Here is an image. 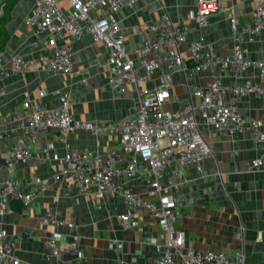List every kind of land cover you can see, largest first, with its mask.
<instances>
[{
    "label": "built area",
    "instance_id": "obj_1",
    "mask_svg": "<svg viewBox=\"0 0 264 264\" xmlns=\"http://www.w3.org/2000/svg\"><path fill=\"white\" fill-rule=\"evenodd\" d=\"M4 1L0 0V14ZM32 1L24 24L32 30L37 55L25 60L16 54L5 61L0 54V81L27 69L74 76L77 71L71 41L89 34L109 50L108 89L117 97L134 98L136 105L120 119L83 120L70 113L67 95L60 96L58 105L47 106L41 99L46 91L41 90L38 100H24L17 108L0 114V214L12 211V200L31 204L49 185L39 177L19 178L18 164L32 160L56 163L58 168L51 178L56 182L67 179L78 194L96 200V208L101 206L99 200H121L124 211L117 215V221L123 231L138 230L144 216L157 225L154 254L149 260L143 262L132 255L126 261L123 242L112 237L109 242L114 260L109 264H243L245 255L240 249L199 251L186 244L184 230L174 224L179 214L176 195L186 183L188 168L202 172L212 155L213 137H235L247 131L253 140L264 142V113L245 118L239 110V103L250 95L260 98L264 109V59L248 58L243 45L264 33V0H254L248 19L242 23L236 5L195 0L187 19L173 20L163 12L154 22L138 23L135 32L140 40L135 45L125 44L116 14L137 0ZM219 14L226 15L233 32L231 54H222L201 36L188 41L183 51L187 36ZM217 68L233 73L250 71L254 76L225 82L209 76L195 85L187 79L190 75L211 74ZM176 72L185 80L189 98L167 109ZM3 93L0 85V95ZM77 130L110 137L113 145L103 151L74 148L67 135ZM46 133L51 134L50 140L33 148ZM56 141L63 144L62 154L54 147ZM262 163L259 155L247 163L246 169L256 171ZM36 226L67 227L71 232L64 241L56 230L48 233L44 244L51 264H96L81 252L77 224L58 208H47ZM22 236L36 238L32 228H24L15 238L0 230V264H22L15 245Z\"/></svg>",
    "mask_w": 264,
    "mask_h": 264
},
{
    "label": "crops",
    "instance_id": "obj_2",
    "mask_svg": "<svg viewBox=\"0 0 264 264\" xmlns=\"http://www.w3.org/2000/svg\"><path fill=\"white\" fill-rule=\"evenodd\" d=\"M222 1L228 6L236 5L241 23L248 19L254 5V0ZM4 3L6 8L0 23L2 58L6 61L16 54L25 60L36 57L32 30L24 24L25 15L33 8V1L6 0ZM194 7L195 0H137L132 7H122L116 16L125 44L135 45L140 40V35L135 32L138 23L154 22L163 12L173 20L187 19ZM191 25L194 26V22L191 21ZM200 36L212 42L222 54H231L233 32L226 15H212L207 25L187 36L182 50H186L188 41ZM71 43L76 74L51 75L44 70L31 69L11 73L0 81L4 87V93L0 95V114L17 108L24 100H38L41 90L46 91L41 99L47 106L58 105L60 96L67 95L71 100L70 113L75 118L109 120L130 114L136 105L135 99L117 97L107 87L106 62L109 50L89 34ZM243 45L248 58L264 59V33ZM156 75L157 72L153 77ZM209 76L225 82L253 78L254 74L250 71L233 73L217 68L211 74L190 75L187 79L195 85L204 83ZM173 79L172 100L166 104L167 109L178 107L189 98L182 75L176 72ZM239 110L245 118L264 113L262 100L254 95L243 98ZM50 138L51 134L46 133L32 147L38 149ZM67 141L74 148L90 151H103L113 145L110 137H95L84 130L68 134ZM210 143L212 155L204 163L202 172L192 167L185 172L186 183L176 195L179 214L174 224L176 228L184 230L186 244L192 248L227 252L240 249L245 255L243 264H264V142L253 140L246 131L235 137H213ZM54 147L62 154V143L56 141ZM259 155L263 157L260 168L256 171L247 170V163ZM57 168L56 163L35 160L16 166L19 178L33 180L39 177L49 181L48 187L40 190L31 204H23L20 210L12 209L11 212L0 214V230H4L9 237H17L24 228L35 231V239L22 236L15 243L22 264H51L44 244L48 233L56 230L63 241L71 235L67 227L37 228L47 208H58L66 218L77 224L76 234L81 252L96 264L113 262L114 251L109 242L112 237L123 242V258L126 261L132 255L143 262L150 259L154 254L152 242L158 235L157 225L144 216L138 230L123 231L117 221V215L124 211L120 199L111 197L99 200L101 206L96 208L97 201L78 194L67 179L56 182L51 178Z\"/></svg>",
    "mask_w": 264,
    "mask_h": 264
},
{
    "label": "trees",
    "instance_id": "obj_3",
    "mask_svg": "<svg viewBox=\"0 0 264 264\" xmlns=\"http://www.w3.org/2000/svg\"><path fill=\"white\" fill-rule=\"evenodd\" d=\"M6 1V0H5ZM4 1V2H5ZM6 7H5V4H4V7H3V11H2V13L0 14V23H1V21H2V18H3V13H4V9H5ZM0 30H1V28H0ZM10 207H11V209H13V210H20L22 207H23V203L22 202H20L19 200H12L11 202H10Z\"/></svg>",
    "mask_w": 264,
    "mask_h": 264
},
{
    "label": "bare ground",
    "instance_id": "obj_4",
    "mask_svg": "<svg viewBox=\"0 0 264 264\" xmlns=\"http://www.w3.org/2000/svg\"><path fill=\"white\" fill-rule=\"evenodd\" d=\"M46 193V192H45ZM31 206V205H30ZM10 215V214H9Z\"/></svg>",
    "mask_w": 264,
    "mask_h": 264
}]
</instances>
